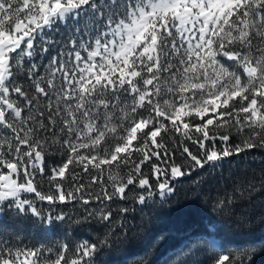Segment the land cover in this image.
I'll use <instances>...</instances> for the list:
<instances>
[{"label":"snow or ice","instance_id":"1","mask_svg":"<svg viewBox=\"0 0 264 264\" xmlns=\"http://www.w3.org/2000/svg\"><path fill=\"white\" fill-rule=\"evenodd\" d=\"M255 150L264 0H0V217L98 225L95 238L51 246L0 230V264H106L137 229L135 209L112 204L163 200L181 178ZM258 199L264 226V161L214 199L234 238L204 240L202 262L190 259L201 238L189 240L173 264H255L264 237L243 238ZM36 200L81 208L42 212Z\"/></svg>","mask_w":264,"mask_h":264},{"label":"trees","instance_id":"2","mask_svg":"<svg viewBox=\"0 0 264 264\" xmlns=\"http://www.w3.org/2000/svg\"><path fill=\"white\" fill-rule=\"evenodd\" d=\"M63 32V30H62ZM25 87L27 82L25 81ZM264 161V152L255 150L244 154L243 157H235L226 161L222 167L215 171L193 173L191 177L178 180L175 184L176 191L163 200L156 197L142 206L129 201H120L112 204L115 212L119 207L135 209L127 214V222L136 225L130 234L129 240L112 250L106 252L102 259L106 264H139L146 255L152 264H173L175 251L184 247L189 240L201 238L198 247L201 251L190 257L192 261L202 262L207 259V251L204 240L216 239L218 243L232 240L236 229L232 222L224 221L214 211V199L225 190L231 191V185L237 178L242 177L249 169L258 170ZM50 164L52 161L49 162ZM201 180L197 185L193 181ZM33 198L30 194H26ZM132 195V194H130ZM36 205L42 212L55 211H79L81 206L76 205H49L46 201L36 200ZM250 214L254 213V220L249 223L248 229L252 234L243 239L259 240L264 237V226L260 223L262 213L261 201H255V206L246 209ZM31 216V213L27 214ZM32 220H36L35 217ZM215 227L213 237L206 235L209 226ZM95 227L84 226L79 229L64 227L53 230L51 226L34 225L31 220L17 218L14 210L0 217V230L11 238L14 233H19L25 244L53 245L60 240L70 238L72 243L95 238ZM254 257L255 264H264V254L259 251Z\"/></svg>","mask_w":264,"mask_h":264}]
</instances>
